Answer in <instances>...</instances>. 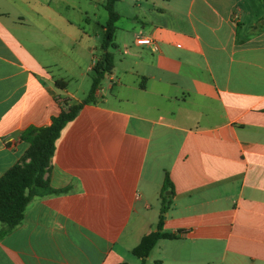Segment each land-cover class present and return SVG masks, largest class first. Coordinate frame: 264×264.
<instances>
[{"label": "crops", "instance_id": "0c3cea01", "mask_svg": "<svg viewBox=\"0 0 264 264\" xmlns=\"http://www.w3.org/2000/svg\"><path fill=\"white\" fill-rule=\"evenodd\" d=\"M72 5L0 0V177L29 147L22 132L75 105L39 29ZM146 6L106 90L55 141L45 178L67 191L28 204L0 237V264H264V1ZM168 203L162 232L176 238L142 261L132 250Z\"/></svg>", "mask_w": 264, "mask_h": 264}, {"label": "trees", "instance_id": "16d2710c", "mask_svg": "<svg viewBox=\"0 0 264 264\" xmlns=\"http://www.w3.org/2000/svg\"><path fill=\"white\" fill-rule=\"evenodd\" d=\"M119 0H105L103 8L107 13V21L103 28L100 43L101 56L91 67V87L89 95L80 103L70 106L51 119L48 127L28 128L20 134V140L29 147L22 158L0 177V237L21 224L28 204L35 198L65 193L67 189L51 187L45 174L49 171L50 160L54 151L55 141L63 127L74 119L83 105L93 101L94 93L99 87L104 74L113 67V57L109 52L113 48L115 24L119 15L114 5ZM264 1V0H262ZM61 81H57V84ZM65 84L63 81L61 82ZM170 187L165 179L161 198L164 199V190ZM167 205H162L157 230L144 236L132 254L142 261L147 258L158 240L175 239L176 235L162 232L163 215Z\"/></svg>", "mask_w": 264, "mask_h": 264}, {"label": "rangeland", "instance_id": "374dc122", "mask_svg": "<svg viewBox=\"0 0 264 264\" xmlns=\"http://www.w3.org/2000/svg\"><path fill=\"white\" fill-rule=\"evenodd\" d=\"M104 1L73 0L72 7L62 11L57 10L55 13L50 12L43 21L45 25L39 27L46 43H54L58 48L59 52L55 60L57 66H53L51 70L56 77L63 79L69 92L73 94L74 98H70L72 104H76L77 99H86L89 95L90 67L92 59H99L101 56L102 26L107 21V13L102 6ZM146 1L151 2V0H119L116 3L115 9L122 13V17L115 24L113 48L109 49L112 57L114 56L113 60L120 56L121 49L117 44L130 43L131 38L127 31L131 32V25L138 23L133 19L135 7L143 6L141 12L147 7ZM142 22L143 20L140 19L139 24ZM89 49H93V57L88 55ZM100 85L106 90L105 77ZM164 194H167V191Z\"/></svg>", "mask_w": 264, "mask_h": 264}, {"label": "built area", "instance_id": "2783aa9c", "mask_svg": "<svg viewBox=\"0 0 264 264\" xmlns=\"http://www.w3.org/2000/svg\"><path fill=\"white\" fill-rule=\"evenodd\" d=\"M134 44L138 45V46H149L152 48L156 47V44L154 43V41L148 37H143V36H136L134 39ZM98 91H100L98 89Z\"/></svg>", "mask_w": 264, "mask_h": 264}]
</instances>
